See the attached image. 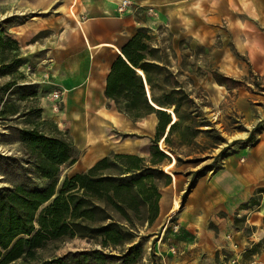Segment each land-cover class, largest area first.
Segmentation results:
<instances>
[{
  "label": "crops",
  "instance_id": "1",
  "mask_svg": "<svg viewBox=\"0 0 264 264\" xmlns=\"http://www.w3.org/2000/svg\"><path fill=\"white\" fill-rule=\"evenodd\" d=\"M9 1L13 6H6V12L15 15L11 31L24 58L21 71L37 85L43 118L53 121L78 150L64 175L86 172L105 157L122 161L117 155L137 156L151 165L155 145L166 153L162 144L168 148L166 137L176 121L166 108L174 111V105L158 102L168 89V72L179 76L174 89L182 90L188 70L182 56L206 52L230 76L264 73V0H131L126 12L119 11L122 0ZM139 33L147 45L142 62L158 65L148 73L124 52ZM120 58L142 78L143 90L127 89L126 82L117 80L108 93ZM190 72L193 81L192 64ZM205 88L214 102L229 94L212 76ZM249 95L240 88L235 97L248 118L253 115ZM254 96L264 100V94ZM134 98L138 107H128ZM160 110L171 115L169 124ZM169 156L158 165L165 173L173 161ZM170 175V185H159L158 222L181 204L176 216L180 231L172 243L179 252L171 254L164 244V261L264 264V131L252 143L235 145L216 170L197 177L187 192L190 179Z\"/></svg>",
  "mask_w": 264,
  "mask_h": 264
},
{
  "label": "trees",
  "instance_id": "2",
  "mask_svg": "<svg viewBox=\"0 0 264 264\" xmlns=\"http://www.w3.org/2000/svg\"><path fill=\"white\" fill-rule=\"evenodd\" d=\"M9 35L0 31V74L12 75L10 81L0 86V116L3 118L7 114L18 113L14 104L4 102V95L10 88L17 86L19 76L23 77L18 68L24 63V58L20 56L18 41ZM143 37V33L137 34L124 52L134 66L148 73L150 66L157 68L158 65L142 62L145 57L142 50L147 48ZM117 80L126 82L127 89H133L132 86L138 90L144 88L142 78L123 58L114 66L108 85L110 95L116 88ZM18 87L30 90L36 88L35 84ZM22 96L27 94L23 93ZM162 98L158 103L168 107L174 105L177 117L166 137V144L171 151L167 147L165 149L173 153L175 150L171 136L174 130L181 126L182 119L191 118L190 113L181 110L187 95L182 90L172 88ZM138 105L135 98L127 104L130 108ZM159 112L167 116L166 123L169 124L171 115L162 110ZM192 127L187 124L182 134L189 131L194 134L197 130ZM18 133L19 139L30 152L31 173L34 176L28 178L29 181L0 186V264H106L114 259L123 264L139 262L142 249L135 240L141 234L136 227L147 223L149 228L158 219L161 197L158 181L163 179L166 185H170L173 179L158 165L165 159L171 160V157L155 145L151 165H146L137 156L117 155L122 161L105 157L86 172L65 174L62 177V167H70L77 160L78 150L74 142L63 135L46 134L38 126L19 128ZM254 140V133L251 132L247 142L252 143ZM212 167L216 170L219 166ZM107 169H113L114 172H105ZM207 169L208 166H203L196 171L195 179L206 173ZM176 174L178 172L175 170ZM194 181V178L190 180L188 190ZM75 236L93 238L102 249L51 258L44 255L51 244L56 245ZM125 245V251L113 254V249ZM106 248H110L111 252L107 253Z\"/></svg>",
  "mask_w": 264,
  "mask_h": 264
},
{
  "label": "rangeland",
  "instance_id": "3",
  "mask_svg": "<svg viewBox=\"0 0 264 264\" xmlns=\"http://www.w3.org/2000/svg\"><path fill=\"white\" fill-rule=\"evenodd\" d=\"M5 1L0 0V31H5L11 34L9 36L13 37L11 28L14 26L15 15L13 11L8 14L9 9L6 12V6L13 3L7 0L8 3L5 4ZM20 54L22 57L21 50ZM191 64L192 74L194 75L193 81L190 77ZM182 65L185 70H188L186 72L183 71L182 91L187 95V98L183 100L181 110L182 112L190 113L191 118L182 119L181 126L176 128L171 136V143L175 150L174 154L166 150L164 144H162V148L173 157V161L165 168L169 174L174 177L173 172L176 170L183 177L196 180V171L203 166H208L207 171H212V165L214 168L220 166L222 159L235 145L247 144V138L251 132L254 133V141H256L260 133L264 131V100L257 99V96H254V94H264V73L260 74L249 70L243 76L226 75V73L217 69L216 64L212 62V56L203 51L191 57L182 56ZM18 71L23 74V77L19 76L17 86L10 88L4 95V102L14 104L18 113L7 114L5 118L0 116V186L29 181L28 178L34 176L31 173L33 167L30 162V152L19 139V128L38 126L46 134L63 135L53 121L43 118L42 106L44 104L38 95L36 83L24 71H21V66ZM211 76L219 83H223L229 90L227 98L222 102H214L208 98L205 83ZM11 79L12 75L10 74H0V86ZM166 81L167 90L170 91L174 88V85L179 83V76L175 78L173 73L168 72ZM22 84H35L36 88L31 90L21 89L18 86ZM240 88H245L253 96L250 99L253 115L249 118L235 104V97ZM33 91H36V93H32ZM23 93H26L27 96L23 97ZM179 96L177 95L178 98H181ZM166 110L174 113L172 109L166 108ZM174 119H177L175 113ZM187 124L196 128L195 130L197 131L194 134L191 131L182 134ZM65 137L68 138L67 136ZM67 170L66 166L62 167V176L68 172ZM175 177L177 179V176ZM164 182L163 179L158 181L160 186H163ZM174 182L176 186L177 180L175 181V178ZM184 195L181 200L184 199ZM180 208L181 204H178L175 214L170 215L169 212L166 220L161 219L158 222L157 219L149 228H147L146 223L139 224L136 227V229L140 230L141 235L135 242L141 245L142 256L139 262L134 264H168V262L164 261V244L167 245V250L171 254H178V248L172 243L178 238H176V235L180 231V225L176 222V216ZM175 225H179V228L175 229ZM126 248L127 245L113 249V254H119L125 251ZM94 249H102L97 240L75 236L58 242L56 245L51 244L45 250L44 255L51 258L53 256H64L69 253ZM105 250L107 253L111 252L110 248ZM120 262L118 259H114L106 264H123ZM70 264L76 263L72 262Z\"/></svg>",
  "mask_w": 264,
  "mask_h": 264
},
{
  "label": "built area",
  "instance_id": "4",
  "mask_svg": "<svg viewBox=\"0 0 264 264\" xmlns=\"http://www.w3.org/2000/svg\"><path fill=\"white\" fill-rule=\"evenodd\" d=\"M131 5H132V1L131 0H122L121 3H120V5H119V7H118L119 8V11L120 12H126V10L129 7H131ZM55 96L58 97L59 94L56 93ZM174 228L175 229H178L179 228V225H175Z\"/></svg>",
  "mask_w": 264,
  "mask_h": 264
}]
</instances>
